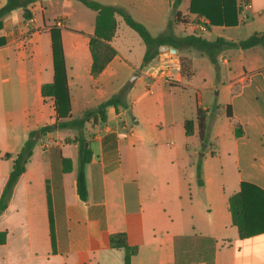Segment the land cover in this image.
Wrapping results in <instances>:
<instances>
[{
	"label": "crops",
	"instance_id": "crops-1",
	"mask_svg": "<svg viewBox=\"0 0 264 264\" xmlns=\"http://www.w3.org/2000/svg\"><path fill=\"white\" fill-rule=\"evenodd\" d=\"M75 1L79 0H36L29 6L31 18L23 16L21 7L17 8L19 17L12 11L3 17L0 197L13 159L30 132L36 134L41 126L57 120L54 100H45L41 87L54 80L50 28L59 18L62 24L56 26L61 29L70 110L68 117L58 121L79 117L110 97L106 86L109 81L120 82L118 72L126 65L134 66L139 71L137 78L143 80L144 91L138 96L152 93L156 84L162 87L159 95L145 102L157 107L158 114L156 110L155 119L139 113L129 118L125 112L129 104L118 110L108 106L106 121L98 118L86 125L84 135L92 149L85 167L86 200L77 193L79 145L65 141L77 136L79 129L40 132L26 169L0 213V231H6V240L0 244V264H125L126 249L113 247L109 240L111 234L119 232L126 233L128 244L137 248L130 264H175L174 237L181 234L216 238L215 264H264V232L241 237L229 209V198L239 191L242 181L264 190V45L224 48L222 60L228 71L223 73H215L207 55L194 48L159 51L147 65H142L143 58L131 65L132 44L121 45L130 30L117 14L111 40L117 54L94 76L89 41L97 12ZM98 1L124 6L143 23L149 17L141 9L154 8L152 0ZM5 2L0 0V7ZM173 2L163 0L164 16ZM190 2L182 0L176 9L184 18L173 24L176 35L197 33L209 40L222 37L237 41L264 31V0H237V25L210 24L205 30L198 29L203 15L190 12ZM174 18H163L161 21L167 23L158 34L167 30ZM240 30L246 35L235 37ZM181 59H190L185 72ZM175 91H179L178 96ZM218 96L226 119L224 127L213 121L210 112ZM199 107L209 110L206 150L201 148ZM188 119L194 122L192 134L185 131ZM109 133L116 135L115 145L112 139L104 142ZM55 145L72 159L73 167L51 184V212L47 179L53 177L51 148ZM199 160L203 183L197 180ZM56 169H61L59 161Z\"/></svg>",
	"mask_w": 264,
	"mask_h": 264
},
{
	"label": "trees",
	"instance_id": "trees-1",
	"mask_svg": "<svg viewBox=\"0 0 264 264\" xmlns=\"http://www.w3.org/2000/svg\"><path fill=\"white\" fill-rule=\"evenodd\" d=\"M36 0H6L0 7V30L3 27V17L16 8H23L25 18L32 17V11L29 6ZM89 8L97 12L95 32L89 41V47L92 55L91 74L97 76L101 73L107 64L117 54V50L111 44L117 28L116 15H121L125 23L134 29L142 38L147 48L143 56L142 65L150 63L159 53V47L162 44H169L176 50L184 48H194L204 53L215 66L218 73V54L226 47L250 48L256 45H264V31H256L246 38L240 40H226L222 37L215 40H209L197 33L186 35H176L173 31V24L183 21V17L176 9L182 0H174L173 10L174 20H170L167 30L157 36H153L147 26L134 18L130 11L121 5L102 3L98 0H79ZM189 11L198 15L207 17L212 25L235 26L239 22L240 8L237 0H191ZM53 49V67L54 80L44 83L41 87L43 97L53 99L57 111V120L53 123H47L40 127L41 134L55 130L61 127H73L79 129V134L73 139L66 138L65 141H75L79 145L78 171H77V193L82 200L87 199V182L85 175L86 164L92 158V149L89 140L84 135V129L90 122L97 121L100 118L106 121V109L108 106H114L116 110L120 106L127 107L126 94L128 86H123L116 93L100 102L97 106L86 109L79 117L68 118L58 121L59 118L69 116L70 95L67 81V71L62 43L61 29L52 26L50 28ZM4 42L0 39V44ZM183 72L190 66V59H181ZM209 110L198 108L199 135L202 142L208 140L207 112ZM227 113L230 114L229 108ZM185 131L192 134L194 131V122L191 119L185 121ZM35 131H31L29 137L25 140L19 152L13 159L12 170L5 184L3 193L0 197V213L7 207L8 201L12 195L13 188L19 177L26 169V163L33 153L36 140ZM112 139L116 141L114 133L106 134L104 142ZM53 157V177L47 179V191L49 197V207L52 212L53 192L51 184L56 183L62 173L68 172L73 167L72 159L62 154L60 146L55 145L51 148ZM10 156L9 153L5 154ZM59 161L61 169H56ZM197 180L203 183L201 161L197 163ZM229 209L231 211L233 223L238 227L241 237H250L264 232V190L259 186L242 181L239 191L235 192L229 198ZM52 222V220H51ZM6 240V231H0V244ZM52 240L54 241V230L52 229ZM110 244L113 247H124L126 249L125 264H130L131 256L136 252L135 246H130L127 242V235L124 232L113 233L109 237ZM175 264H191L195 262H204L205 264H215V254L217 249V239L201 234L176 235L174 237Z\"/></svg>",
	"mask_w": 264,
	"mask_h": 264
},
{
	"label": "rangeland",
	"instance_id": "rangeland-1",
	"mask_svg": "<svg viewBox=\"0 0 264 264\" xmlns=\"http://www.w3.org/2000/svg\"><path fill=\"white\" fill-rule=\"evenodd\" d=\"M77 2V4H79V6L86 8L88 10H90L91 12L92 9H89L86 5H84L81 1H75ZM152 3L154 4V8L151 9H144L142 8V12L143 14L147 15L149 18L146 19V25L149 28V30L151 31V33L153 35L158 34L161 30H163L166 26L167 22H162L161 20L163 18H166V21H168L172 15H173V4H171V9L169 10L167 16L163 15V12L161 11V8L163 7V0H152ZM186 1L182 2L181 6L184 7L185 6ZM56 7L53 8V10H55ZM19 11L16 9H14L12 11V15L15 17H19ZM140 20V19H139ZM142 21V20H140ZM143 22V21H142ZM125 26L130 30L128 36H126L124 39L121 40V45L122 48H124L126 46V44H132V46H130V50H131V57L129 58V60L131 61V65H134L136 63H138L139 61L142 60L143 55L145 53V49L147 48L146 44L144 43V41L142 40V38L140 37V35L134 30L132 29L130 26H128L125 22H124ZM179 29L178 31H180L181 26H178ZM218 29H216L217 31ZM245 32L243 30H240L239 32H236L235 37H244ZM139 39V42H138ZM30 41H28L27 43H29ZM223 50L218 54L217 59H218V68L219 71L222 73L224 71H228V66L223 64ZM143 61V60H142ZM138 70L136 68H134V66L128 67L127 65L123 68H120L119 72H118V78L120 79V82L117 83L115 81H109L108 82V86H106V89L108 91V95L111 96L114 93H116V89H120L119 87H123V86H128V91L126 94V102L127 104H129V108L127 107H122L123 109L128 108L125 112L126 115L129 118H132V115H136L139 114H144L146 116H148L149 118L151 117L152 119L156 118V113L155 111L157 110V114H158V108L156 107V109L154 107H152V105L145 103L150 96H157L161 93V89L162 87L159 85H155L153 88V92L152 93H145L141 96L140 95L143 91H144V86H143V80L137 78V74H138ZM216 73V71H215ZM123 83V84H121ZM122 85V86H121ZM194 90V89H193ZM179 91H175V95H179L178 93ZM167 95L170 94L169 92L166 93ZM196 94L193 91V97H195ZM133 101H136L135 103ZM218 107V108H217ZM222 101H221V97L218 96L216 98V104L213 105V107L211 108L210 112L212 114V119L213 121H217L220 127H224L226 124V119L225 117H223L222 115ZM80 112H76V115H80L78 114ZM114 114V112H113ZM111 117L113 118V115H111ZM73 128V127H72ZM208 135H209V130H208ZM208 144V140L204 143H202V150H206L207 147L206 145Z\"/></svg>",
	"mask_w": 264,
	"mask_h": 264
},
{
	"label": "built area",
	"instance_id": "built-area-1",
	"mask_svg": "<svg viewBox=\"0 0 264 264\" xmlns=\"http://www.w3.org/2000/svg\"><path fill=\"white\" fill-rule=\"evenodd\" d=\"M61 24H62V18H59L56 21V25L60 26ZM210 24L211 23H210L209 19L207 17L203 16L202 20L197 22V27H198V29L205 30V29H207L208 25H210Z\"/></svg>",
	"mask_w": 264,
	"mask_h": 264
},
{
	"label": "water",
	"instance_id": "water-1",
	"mask_svg": "<svg viewBox=\"0 0 264 264\" xmlns=\"http://www.w3.org/2000/svg\"><path fill=\"white\" fill-rule=\"evenodd\" d=\"M173 18H174V14H173ZM171 48H172L173 50H176L174 47H171L169 44H162V45H160L159 50H160V51H168V50L171 49ZM39 134H40V131L37 130V131H36V134L34 135V139H35V140L38 139Z\"/></svg>",
	"mask_w": 264,
	"mask_h": 264
}]
</instances>
